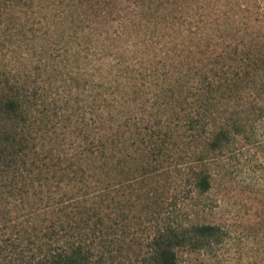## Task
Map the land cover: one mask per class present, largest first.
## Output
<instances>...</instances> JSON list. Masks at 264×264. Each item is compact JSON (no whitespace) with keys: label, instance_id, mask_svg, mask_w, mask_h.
<instances>
[{"label":"trees","instance_id":"16d2710c","mask_svg":"<svg viewBox=\"0 0 264 264\" xmlns=\"http://www.w3.org/2000/svg\"><path fill=\"white\" fill-rule=\"evenodd\" d=\"M108 3L83 55L28 28L33 0H0V264H179L223 239L191 215L213 164L256 134L264 1ZM149 44L134 76L80 68ZM68 61L81 99L50 92Z\"/></svg>","mask_w":264,"mask_h":264},{"label":"rangeland","instance_id":"374dc122","mask_svg":"<svg viewBox=\"0 0 264 264\" xmlns=\"http://www.w3.org/2000/svg\"><path fill=\"white\" fill-rule=\"evenodd\" d=\"M108 1L110 0H33L27 12L31 23L28 28L40 27L47 40L79 43L80 49L84 50L81 54L91 53L87 52L85 41H95L97 34L93 35L91 28L95 27L96 22L101 23V16L112 9V4ZM104 27L112 29L107 24ZM150 35L151 38L155 37L149 32L142 36ZM163 37L169 38L166 35ZM154 45L149 44L148 53L145 54L126 52L119 65L116 64V58L108 56L113 65L111 70L100 66L99 60L96 65L90 62L80 68L87 66L89 72L101 71L106 77L104 80L112 76H134L147 64L143 61L144 64L140 66V57L146 60V54L159 53V47ZM53 54L57 52L53 51ZM67 65L61 75L51 82L50 92L57 98L81 99L83 94H75L76 90L73 88V72L70 71L72 64L68 61ZM148 97L145 96V103L149 105L151 100ZM56 105L60 106L61 103L57 102ZM58 108L56 107L57 110ZM263 110H253L252 121L249 123L256 134L251 138H237L222 158L213 164L212 187L199 197L196 210L191 215L195 222L218 224L224 232L222 241L204 251L180 252L179 264H264ZM174 187L175 185H170V188ZM174 191L179 192L180 187H176Z\"/></svg>","mask_w":264,"mask_h":264}]
</instances>
